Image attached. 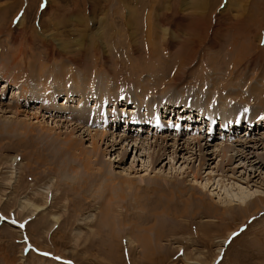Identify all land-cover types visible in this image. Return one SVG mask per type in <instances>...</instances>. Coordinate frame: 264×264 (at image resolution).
<instances>
[{
  "label": "rangeland",
  "instance_id": "obj_1",
  "mask_svg": "<svg viewBox=\"0 0 264 264\" xmlns=\"http://www.w3.org/2000/svg\"><path fill=\"white\" fill-rule=\"evenodd\" d=\"M153 99L182 110L155 107L158 131ZM67 138L57 171L36 162ZM243 193L264 199V0H0V264H264L263 200L229 208Z\"/></svg>",
  "mask_w": 264,
  "mask_h": 264
},
{
  "label": "bare ground",
  "instance_id": "obj_2",
  "mask_svg": "<svg viewBox=\"0 0 264 264\" xmlns=\"http://www.w3.org/2000/svg\"><path fill=\"white\" fill-rule=\"evenodd\" d=\"M56 73H62V71L61 72H56ZM40 72H37V73H35V77H37V76H41V75H44L45 76V78H44V80L46 81L47 80V76L45 75V74H40ZM29 76H30V73L28 74ZM27 75V76H28ZM34 75V74H33ZM42 77V76H41ZM12 78H14V77H12ZM16 78V77H15ZM77 80V79H76ZM26 82H28V80H26ZM95 81L93 80V79H91L90 78V81H89V83H88V85L87 86H91L93 83H94ZM213 84H215L214 82H213ZM216 85H218L217 83H216ZM7 87H9L8 85H6ZM57 86H60L61 88H62V94L63 95H77L78 94V91H81L84 95H87L88 96V94H89V96H97V97H100V96H103L105 93L102 91V90H100V91H98V90H93L92 89V91H91V89H88L85 85H84V80H77V81H75V82H73V87L71 86V85H69V83L65 80V79H60L58 82H57ZM220 87V86H219ZM219 90V89H218ZM231 93V92H230ZM56 94H57V89L55 88L54 90H53V93H52V96L50 97L49 95L45 98V100H48V102H52L51 100H53L54 99V102L57 100V96H56ZM165 94L167 95L168 93L167 92H165ZM77 96H79L78 98H80V96H81V94L80 95H77ZM184 96V95H183ZM232 96H234V94H232ZM231 95H230V97H232ZM169 97V96H168ZM185 97V96H184ZM207 97V96H206ZM244 97V96H243ZM119 98H118V101H116V103H118L119 104ZM205 101V100H204ZM203 101V102H204ZM77 102V104L76 105H71V107H75V111H76V113L77 112H81V114H82V116H81V118L82 119H80L83 123H86L87 124V121L91 124V123H94L95 122V120H96V118L95 117H91V116H84V115H87V114H91V112H89L90 111V109H91V106H90V104H87V105H85V107H84V109H83V104L79 101V99H78V101H76ZM155 102H158V101H155V99H153L152 101H150V103L149 104H146L147 105V111L146 112H144V115H142L141 117H139V119H141V120H143L144 121V123H147V121L149 120V119H152L153 121H152V124L154 125V126H156L157 127V131H158V127H162V126H165V125H161L160 124V122H161V117H163V115H164V113L162 112V113H160V115L158 116H155L154 114H155V110H158L161 106H164L165 108H168L170 111H174V112H182V110L181 109H176V111H175V109L173 110L172 108H174V106L176 105V104H174V103H170V102H167V103H165V104H167V105H165L164 103V105L163 104H160V105H157V104H154ZM97 103L98 104H100L101 102L100 101H98V98H97ZM108 103H109V101H108ZM127 103H130L129 101H126V104ZM160 103V102H159ZM177 103V102H176ZM131 104V103H130ZM135 104V108L137 109V110H134V112H136L137 114H138V112H139V108H141L142 107V103L140 102L139 103V105H137L136 103H134ZM168 104H170V105H172V106H170V105H168ZM200 104V103H199ZM204 104V103H203ZM53 105H55V104H53ZM52 105V106H53ZM64 105V103H62L60 106H63ZM125 105V104H124ZM209 105V104H208ZM51 106V107H52ZM65 106V105H64ZM67 106H68V104H67ZM70 106V105H69ZM46 107H48L47 105L46 106H42L41 105V108H46ZM129 107H131L130 105H128V108ZM157 109H156V108ZM187 107H189V104L188 105H186V104H184V109H186ZM207 107V106H206ZM209 107V106H208ZM154 108H155V110H154ZM223 108H226V109H229V108H227V107H223L222 105L221 106H218V109H217V114H219L222 118H227V115L225 114V112L226 113H228V111L226 110V109H223ZM183 109V110H184ZM201 109H202V111L204 110V109H208V108H204L203 109V106H201ZM128 110V109H127ZM154 110V111H153ZM211 110L212 109H210L209 111L211 112ZM116 111V110H115ZM225 111V112H224ZM106 112H112L111 110H106ZM120 112H123L124 113V115H113V117H114V119H115V121L117 122V117H120V116H125L124 118L126 119V117H127V121L130 123V121H132L133 119H130V120H128V117H129V115L127 114V112L128 111H125V110H123V109H118V111H117V113H120ZM158 112H159V110H158ZM201 112V111H200ZM49 113H51V112H49ZM114 113V112H113ZM215 113V112H214ZM95 114V113H94ZM103 115L104 116H107V114L106 113H103ZM49 116V115H48ZM202 118H204L205 119V115H203V113H202ZM215 118V117H214ZM220 118V117H219ZM158 119V120H157ZM207 119V118H206ZM208 119H213V117H209ZM221 119V118H220ZM222 120V119H221ZM169 122V121H168ZM167 121H164V124H166V123H168ZM144 123H142L141 122V124H144ZM140 124V125H141ZM151 124V125H152ZM225 125V124H224ZM2 126V125H1ZM142 126V125H141ZM250 128V127H249ZM153 129V128H152ZM8 131L10 130V129H7ZM12 130H16V129H12ZM102 134H104V136H105V134L106 133H104V132H102ZM166 137H163V136H160V137H157V139L156 140H154V141H152L153 142V144H152V142H151V147H153L154 148V151H153V154H152V162L153 163H157L158 161H160L161 160V158H163V156H165L166 155V150H167V144H165V142H166ZM193 140V139H192ZM191 140V141H192ZM195 140V141H194ZM193 141H194V143L195 144H197V143H199V140L197 139H194ZM65 141V140H64ZM191 141H190V143H191ZM141 142V141H140ZM139 142V143H140ZM136 143H138V141L136 142ZM189 143V142H188ZM193 143V144H194ZM66 146L61 142L60 143V141L58 140V139H52V140H46V142H43V145L42 146H36L37 147V149H38V154L36 155V158H34V159H36V162H38L39 164H43V163H45V164H47L48 166H51V168H46V169H48L49 171H51V170H54V171H57V169H56V167H55V164L58 162L59 163V161H63L64 159H66L68 156H70V154H71V152H73V150L76 148V146H75V143H74V141L72 140V139H66ZM53 146L55 149H56V153L54 154V155H50V154H48V151H49V147L50 146ZM221 146V145H220ZM188 147V146H187ZM190 147V146H189ZM155 148H158V149H155ZM229 149V148H228ZM220 151L222 150V151H224L225 153H226V147L225 146H223L221 149H219ZM38 158V159H37ZM203 160H205V161H207V159L206 158H203ZM224 160V159H223ZM66 161V160H65ZM152 163V164H153ZM202 163H200V165H201ZM70 166V165H69ZM105 168H106V171H107V166H104ZM70 168V167H69ZM102 169L100 168V171H101ZM105 171V172H106ZM43 173L45 172V170H43L42 171ZM105 172H103L104 174H105ZM103 173L101 172V173H99L98 174V176H100V175H103ZM107 173V172H106ZM196 174V177H197V174L199 175V172H196L195 173ZM195 174L193 175V176H195ZM48 175H52V172H50ZM200 176V175H199ZM195 177V178H196ZM198 179V178H197ZM200 179V178H199ZM87 180V179H86ZM157 180V179H156ZM94 181V180H93ZM129 181V180H128ZM84 182V181H83ZM169 181H167V183H168ZM58 183V182H57ZM121 183V182H120ZM129 183V182H128ZM84 184H86V181L84 182ZM84 184H82V185H80L79 187H81L82 186V188L83 189H85V186L86 185H84ZM95 184V183H94ZM94 184H91L92 186L94 185ZM157 187H162L164 190L166 189V187H164V183H163V180H161V182H157V184H155ZM168 185H169V183H168ZM90 186V185H89ZM169 186H174V184H171V185H169ZM81 188V189H82ZM182 188V186L180 187V190L181 191H183L184 190V187H183V189H181ZM82 189V190H83ZM238 192H239V190H238ZM200 193H204L201 189H200ZM241 193V192H240ZM244 194V193H243ZM236 195V194H235ZM238 195V194H237ZM245 195V194H244ZM38 196H39V193H38ZM47 196V195H46ZM182 196V195H181ZM200 198V197H199ZM228 198H229V196H228ZM190 199H191V204H192V208H194V209H196L195 207L197 206V202H198V204H199V207L200 208H202V207H204V201L203 200H201V199H199V200H197V198H196V196H195V194H192V196L190 197ZM228 200V199H227ZM258 200H260L261 202H262V200H263V202H264V199L261 197V196H259V195H250V196H242V197H238V198H236L235 196L233 197V198H229V202L228 203H230L229 205V208H231V206H233V205H237V206H239V207H245V209H247V207H249V209H250V207H253V208H256V210H257V208L260 206L258 203H257V201ZM45 204H34V203H32L31 204V206H29L28 204H27V206L29 207V210H30V213L29 214H31V215H34L35 213L38 215V214H40L43 210H45V205L47 204V201H45L44 202ZM185 204H186V202H184ZM179 204V203H178ZM261 204V203H260ZM223 206V205H222ZM198 207V208H199ZM204 208H206V207H204ZM194 209H193V211H194ZM225 209H227L226 207H225ZM193 213V212H192ZM225 213V212H224ZM224 213L222 212L221 213V215H224ZM227 213V212H226ZM28 215V214H27ZM33 217V216H32ZM53 219V218H52ZM54 219L57 221L58 220V217L57 216H54ZM28 224V223H27Z\"/></svg>",
  "mask_w": 264,
  "mask_h": 264
}]
</instances>
